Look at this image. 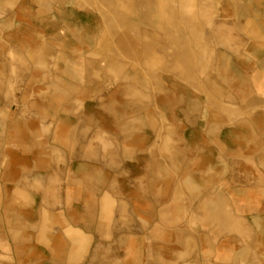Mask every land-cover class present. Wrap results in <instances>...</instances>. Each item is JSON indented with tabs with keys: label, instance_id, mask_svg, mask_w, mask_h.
Instances as JSON below:
<instances>
[{
	"label": "crops",
	"instance_id": "1",
	"mask_svg": "<svg viewBox=\"0 0 264 264\" xmlns=\"http://www.w3.org/2000/svg\"><path fill=\"white\" fill-rule=\"evenodd\" d=\"M87 31L0 40V264H264V28L177 98L107 86Z\"/></svg>",
	"mask_w": 264,
	"mask_h": 264
},
{
	"label": "rangeland",
	"instance_id": "2",
	"mask_svg": "<svg viewBox=\"0 0 264 264\" xmlns=\"http://www.w3.org/2000/svg\"><path fill=\"white\" fill-rule=\"evenodd\" d=\"M263 13L264 0H0V40L15 27L49 26L87 43L90 29L97 46L88 55H103L107 86L123 90L134 72L152 83L155 97L177 98V82L204 92L211 76H224V68L213 66L218 50L235 34L264 28ZM101 45L104 53L96 51Z\"/></svg>",
	"mask_w": 264,
	"mask_h": 264
}]
</instances>
